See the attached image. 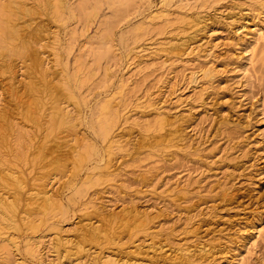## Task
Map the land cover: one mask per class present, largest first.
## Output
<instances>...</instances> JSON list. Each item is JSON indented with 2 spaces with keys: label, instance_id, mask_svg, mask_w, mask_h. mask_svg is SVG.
Instances as JSON below:
<instances>
[{
  "label": "rangeland",
  "instance_id": "374dc122",
  "mask_svg": "<svg viewBox=\"0 0 264 264\" xmlns=\"http://www.w3.org/2000/svg\"><path fill=\"white\" fill-rule=\"evenodd\" d=\"M21 1L32 10L15 19L19 31L24 26L19 39L42 59L41 69L31 71L16 58L10 73L0 71V117L12 119L27 138L22 145L13 126L9 143H0V170L21 171L25 180L20 251L11 247L5 264L20 258L25 264H95L97 257H130L131 264H148L150 257L160 264H264V39L258 38L264 35V0H66L59 19L50 14L49 0ZM36 76L49 77L45 81L60 92L53 101L45 97L46 113L58 102L78 117L72 132L50 134L43 120L36 128L23 119L22 82ZM67 77L68 89L61 85ZM111 94L121 115L103 140L88 124ZM157 117L165 121L160 135L145 129ZM85 143L97 154L78 164L73 158L84 153ZM97 177L83 188L84 179ZM42 187L60 199L65 214L31 229L28 223L38 221L33 196ZM136 215L142 223L128 228L139 224ZM89 222L105 228L110 242L93 244L91 258L59 257L55 237L70 246ZM27 238L37 241V252L24 253Z\"/></svg>",
  "mask_w": 264,
  "mask_h": 264
},
{
  "label": "bare ground",
  "instance_id": "6f19581e",
  "mask_svg": "<svg viewBox=\"0 0 264 264\" xmlns=\"http://www.w3.org/2000/svg\"><path fill=\"white\" fill-rule=\"evenodd\" d=\"M6 1V0H5ZM124 1V0H123ZM128 1V0H127ZM2 2V1H1ZM4 2V1H3ZM0 4V71L2 72H9L12 71V67H14V61L15 59H19L21 64H22V67L23 66H26L27 69L33 71L36 67H38V60L40 61V59H42L41 57L39 56H36V48L34 49L33 46L31 47L28 42H25L26 38L24 39V41H20L19 39V36L18 34H21V29L24 28L23 24H22V28H20V31H19V27H18V24L15 22V19L18 18V16L21 14H23V12H30L32 9L29 8V6L27 7L26 6V3H24L23 1L21 0H10V1H6L7 4ZM43 2V0H42ZM48 2V1H47ZM5 3V2H4ZM40 4V3H39ZM45 4V3H43ZM65 4H66V0H49V10L51 9L52 12H50V14L52 13V15L54 17H56L57 19L60 18V16L62 15V13H64V9H65ZM129 4V1L128 3ZM44 7V6H43ZM42 7V8H43ZM46 7V6H45ZM46 10V9H44ZM97 11V10H96ZM34 11H32L31 13H33ZM38 12V10H37ZM45 12V11H44ZM94 12V11H93ZM36 13V11H35ZM96 13V12H94ZM154 13V12H153ZM156 14V13H155ZM30 15V14H29ZM38 15V14H36ZM161 15V14H160ZM23 16V15H22ZM52 16V17H53ZM93 16V15H91ZM5 19V21L3 20ZM21 19V18H20ZM154 20V19H153ZM60 21V20H59ZM173 21V20H172ZM15 22V23H14ZM176 22V21H175ZM194 22V21H193ZM17 24V25H16ZM164 25V23H163ZM194 26V25H193ZM21 27V26H20ZM195 27V26H194ZM138 29V28H137ZM141 29V27L139 28ZM35 30V29H34ZM37 30V29H36ZM40 30V29H39ZM24 32V30H22ZM20 32V33H19ZM159 32V31H158ZM35 32H32V35H35L34 34ZM56 34V33H55ZM23 35V34H21ZM30 35V34H29ZM43 35V34H42ZM55 36V35H54ZM29 37V36H28ZM191 37V36H190ZM264 35L261 34L259 35V43H262L260 41V38L261 40L264 39L263 38ZM31 37H29L30 39ZM33 38V36H32ZM31 38V39H32ZM140 38V37H139ZM30 39V41H31ZM57 39V38H55ZM28 41V40H27ZM178 41V40H177ZM176 41V42H177ZM36 42V41H35ZM32 43V42H31ZM183 43V42H182ZM255 43V42H254ZM257 43V42H256ZM256 43L254 45H256ZM34 44V43H32ZM174 44V43H173ZM136 45V44H135ZM161 45V44H160ZM253 45V46H254ZM261 46V44H260ZM107 48V47H106ZM260 48V47H259ZM262 50L264 52V40H263V43H262ZM108 49V48H107ZM254 49V48H253ZM256 49V48H255ZM255 49H254V52H255ZM36 50V51H35ZM256 50H259L258 47ZM111 52V51H110ZM169 52V51H167ZM174 52V50H173ZM176 52V51H175ZM253 52V51H252ZM262 52V53H263ZM102 53V52H101ZM179 53V52H178ZM99 54V53H98ZM255 53H253L254 55ZM259 54V53H258ZM257 54V55H258ZM38 55V54H37ZM100 55V54H99ZM98 55V56H99ZM252 55V56H253ZM264 55V54H262ZM260 55V56H262ZM102 56V55H101ZM40 59H38V58ZM100 57V56H99ZM257 57V56H256ZM254 57V58H256ZM259 58H263V57H259ZM96 60V59H95ZM98 60V59H97ZM259 60V59H258ZM41 64V63H39ZM43 64V63H42ZM41 64V65H42ZM46 67V66H45ZM26 69V70H27ZM36 69H41V68H36ZM45 69V68H42V70ZM25 72L27 73V70ZM76 70V69H75ZM44 71V70H43ZM50 71V70H49ZM24 72V71H23ZM45 72H46V69H45ZM12 73V72H11ZM29 73H32V72H29ZM35 73V71H34ZM33 73V75H34ZM43 73V72H41ZM49 73V72H48ZM203 73V72H202ZM205 73V72H204ZM27 76V74H25ZM36 75V74H35ZM38 75H39V72H38ZM43 75V74H42ZM29 76V75H28ZM14 77V76H13ZM17 77V76H16ZM46 77V76H45ZM29 78V77H27ZM49 78V77H48ZM48 78H44V79H39L37 76L34 78V79H30V80H27L26 84L25 82H22L24 83L25 86H22L23 87V90L24 91L23 93L26 95V102L25 103V107L24 105H22L24 108H20L21 110H23V112H21V110L19 111L20 113L23 114V119L26 121V123L28 124V121H29V124L32 123V125H36V128L38 126V124L40 123L41 120H43L45 126H44V129L51 134V132H53L55 129L57 132L59 129L58 128H65V131H67L66 129H68V131L72 132V130L75 129L76 125L78 124L77 121H78V117L77 116H72L68 111L64 110L62 107H60L59 104L55 103L53 106L51 103H49V105H51V111L49 113H46L48 112L47 111V108L49 109L50 107H47L46 108V112L44 111V101L45 100V97L46 99H53L55 98L54 95H56L57 93L59 94L60 92L57 91L56 93H54V88L55 86L53 87L52 84H49L47 81H48ZM70 77H67L65 78L63 84L61 83V85H63L62 87L68 89L69 87V82H68V79ZM10 79V78H9ZM45 79L47 81H45ZM51 79V78H50ZM53 79V78H52ZM55 79V78H54ZM19 80V79H18ZM24 80V79H23ZM25 80V81H26ZM62 80V79H61ZM9 81V80H7ZM21 81V80H20ZM19 81V82H20ZM63 81V80H62ZM82 82V81H81ZM80 82V83H81ZM124 82H126L125 79L121 80L120 81V89H122L124 87ZM21 83V82H20ZM19 83V84H20ZM59 83V82H57ZM56 84V83H55ZM23 85V84H22ZM83 85V84H82ZM123 86V87H122ZM82 87V86H81ZM118 87V88H119ZM21 89V88H19ZM63 88H61L62 90ZM118 89V91L120 90ZM56 90H58V88H56ZM55 90V91H56ZM21 91V92H22ZM118 91L116 94H118ZM62 92V91H61ZM68 93V96L71 97L72 93L70 94L69 90L67 91ZM64 93V92H62ZM61 93V94H62ZM113 96V97H111ZM54 97V98H53ZM24 99L23 97H20L19 95V101L20 99ZM68 98V97H67ZM72 98H74L72 96ZM115 98V94H111L110 97L108 98H105L104 100H102L98 106H96V114H94V117H93V120L90 122L89 121V124L88 126L90 127V129L97 135L99 136L100 138H102L103 140L107 139L108 136L111 134V131L113 130L114 126L116 125L117 121H118V118L119 117V102L120 101H116L113 99ZM66 99V98H65ZM116 99V98H115ZM23 100V101H25ZM56 100V99H55ZM54 100V101H55ZM60 100V99H59ZM76 100V99H75ZM57 101H58V97H57ZM63 101V100H62ZM60 102V101H59ZM20 103H22L20 101ZM24 103V102H23ZM22 103V104H23ZM47 104V103H46ZM19 105V103H18ZM21 107V105H19ZM48 106V105H46ZM63 106V105H62ZM150 106V105H149ZM148 107V106H147ZM95 108V107H94ZM68 109V108H67ZM122 111V110H121ZM7 112V111H6ZM76 112V110H75ZM4 113V112H3ZM77 114V113H76ZM74 113V115H76ZM92 114V113H91ZM79 115V114H78ZM121 115V114H120ZM128 115V114H127ZM157 115V114H156ZM164 115V114H163ZM161 116V115H160ZM167 116V115H165ZM82 117V116H81ZM164 117V116H163ZM168 117V116H167ZM81 119V118H79ZM91 119V118H90ZM125 119V118H124ZM127 119V118H126ZM166 120V119H165ZM169 120V119H168ZM12 121V119H11ZM10 121V119H8V117H6L5 115L1 116L0 117V143H4L5 144V140H7V138L9 139L10 137H8L11 133H9L8 135V132H11L10 130H12L13 128L16 129V126L13 124V127L12 126V122ZM81 121V120H80ZM84 121V120H83ZM134 121V120H132ZM170 121V120H169ZM168 121V122H169ZM167 122V124H168ZM146 124V122H145ZM171 125V124H169ZM42 126V125H41ZM165 121H164V118L162 117H157L155 118L154 120L152 119V122L150 121L149 123L146 124V127L145 129L149 130L150 132V129H152L155 133L157 132H162V130L165 128ZM175 126V125H174ZM13 127V128H12ZM20 129H23V128H20ZM170 129V128H169ZM168 129V130H169ZM42 130V129H41ZM14 131V129H13ZM44 131V130H43ZM63 131V130H62ZM181 131V130H180ZM42 132V131H41ZM165 132V130H164ZM162 132V133H164ZM167 132V131H166ZM171 132V131H170ZM26 133V132H25ZM46 133V132H45ZM47 133V134H48ZM156 133V135H158ZM161 133V137L163 136V134ZM169 132H167L166 134L168 135ZM177 133V131L175 132ZM174 133V134H175ZM15 135L18 139L19 137L22 138V140L24 141H20L21 144L23 145L25 140V135H24V132H21V130H19L18 128L16 129V132H15ZM53 134V133H52ZM65 134V133H64ZM83 134V133H81ZM160 135V134H159ZM165 135V134H164ZM178 135V134H177ZM46 136V135H45ZM48 136V135H47ZM50 136V135H49ZM69 136V135H68ZM118 136V135H117ZM180 136V134H179ZM81 137V136H80ZM167 138V136H165ZM163 136V138H165ZM145 138V137H144ZM153 138V137H152ZM156 137H154V140ZM169 140H170V137H168ZM168 138L166 140H168ZM47 139V138H46ZM85 139V138H83ZM116 139V138H115ZM21 140V139H20ZM80 140V139H79ZM111 140V139H110ZM5 141V142H4ZM8 143L10 140H7ZM50 141V140H49ZM85 141V140H84ZM115 141V140H114ZM117 141V140H116ZM120 141V140H119ZM149 141V140H147ZM153 141V140H152ZM161 141V140H160ZM163 141V142H162ZM161 142L164 143L165 140H162ZM18 142V141H17ZM51 142V141H50ZM62 142V141H61ZM110 144L113 143V140L109 141ZM121 142V141H120ZM154 142H157V141H154ZM12 143V142H11ZM14 143V142H13ZM29 143V142H28ZM77 143V142H76ZM143 143V142H142ZM145 143V142H144ZM75 144V143H74ZM79 144V143H78ZM81 144V143H80ZM108 144V142H107ZM115 144V143H114ZM157 144V143H156ZM155 144V145H156ZM165 144V143H164ZM169 144V143H168ZM176 144V143H175ZM26 145V143L24 144ZM85 145L84 147V155L83 154H78L75 156V158H73V160L77 161L78 164H82V160L84 159V157L87 155V156H90V155H95L97 154V150L96 148L90 144V143H85L83 144V146ZM118 145V144H117ZM1 146V145H0ZM11 146V144H10ZM111 146V145H110ZM109 146V148H110ZM147 146V145H146ZM145 146V147H146ZM171 146V145H170ZM7 147V146H6ZM49 147V146H48ZM72 147V146H71ZM112 147V146H111ZM142 147V146H141ZM156 147V146H155ZM167 147V146H166ZM16 148V147H15ZM26 148V147H25ZM40 148V147H39ZM113 148V147H112ZM111 148V149H112ZM119 148V147H118ZM1 149V148H0ZM8 149V147H7ZM48 149V148H47ZM68 149V148H67ZM76 149V148H75ZM83 149V148H82ZM110 149V150H111ZM123 149V148H122ZM163 149V148H162ZM166 149V148H165ZM174 149V148H173ZM177 149V148H176ZM10 150H13V149H10ZM58 150V149H57ZM107 150V149H106ZM159 150V149H158ZM161 150V149H160ZM4 151V150H3ZM39 151V150H38ZM37 151V152H38ZM155 151V150H154ZM9 152V151H8ZM16 152V151H14ZM18 152V151H17ZM36 152V154H37ZM40 153V152H39ZM43 153V152H42ZM0 154H2L0 152ZM58 154V153H57ZM44 155V154H43ZM48 155V154H47ZM5 156V155H4ZM16 156V155H15ZM18 156V155H17ZM45 156V155H44ZM109 156V155H108ZM103 157V156H102ZM3 158V157H2ZM15 158V157H14ZM62 158V157H61ZM87 158V157H85ZM106 158V157H105ZM65 159V158H63ZM89 160V159H88ZM56 161V160H55ZM55 161H52L53 164ZM89 162V161H88ZM58 163V162H57ZM63 163V162H62ZM76 163V162H75ZM52 165V164H51ZM50 165V166H51ZM60 165V164H59ZM64 165V164H63ZM74 166V165H73ZM1 167V166H0ZM57 167V166H56ZM80 167V166H79ZM2 168V167H1ZM74 168V167H73ZM77 168V167H76ZM81 169V167H80ZM109 169V168H108ZM41 170V168H40ZM55 170V169H54ZM102 170V169H101ZM21 172V171H20ZM18 172V171H13V170H10V169H1L0 170V187H3V189L0 190V257L2 260H0V262L2 263H7L9 261V257L12 252V248H14L15 250H17L18 252L20 251V246H19V243H20V236H18V232L22 229V226H23V223L20 222V220H22L21 218H19L20 220H18V212H19V203H20V199H21V193L22 191H24V177L22 176V174ZM50 174V173H49ZM37 177V176H36ZM41 177V176H40ZM39 177V179H40ZM45 177V176H44ZM99 177H102V176H99ZM96 178V177H95ZM103 178V177H102ZM100 178L97 177V179H91V178H86L83 180L82 184L84 185L83 188H85V186H89V185H92V184H95ZM44 180V179H43ZM109 180V179H108ZM42 181V179H41ZM110 181V180H109ZM33 182H36V181H33ZM36 184V183H35ZM38 185V184H37ZM36 185V186H37ZM45 185V184H44ZM43 184H41V186H44ZM75 185V184H74ZM38 187V186H37ZM46 187V186H44ZM44 187L38 189L33 196L34 200H33V204L35 203V207L32 209L37 212L35 213L37 215V219L38 221L37 222H29L28 225L29 227L28 228H31V229H36V227H38V225L40 223L43 222V220H47V219H50V217L52 216H55L56 214L59 215V216H63V214H65V209L63 207V204L62 202L58 201L57 198H55L52 194L48 193V189L46 190ZM35 188V187H34ZM82 187L80 188H77L75 191L77 192V194H81L83 192V189ZM83 189V190H82ZM33 190V189H32ZM50 190V189H49ZM55 193V192H54ZM57 194V193H56ZM76 194V193H75ZM32 196V195H31ZM80 197V196H79ZM32 198V197H31ZM30 199V198H29ZM28 199V200H29ZM27 200V202H28ZM32 200V199H31ZM30 201V200H29ZM26 202V203H27ZM25 203V204H26ZM30 203V202H29ZM28 203V204H29ZM32 205V204H31ZM34 206V205H32ZM32 208V207H31ZM29 208V209H31ZM90 208V207H89ZM27 211V210H26ZM34 212V211H33ZM31 211V213L29 212V215L33 213ZM23 214V213H22ZM28 214V213H26ZM33 215V214H32ZM56 215V216H57ZM121 215V214H120ZM131 215V214H130ZM133 215V214H132ZM27 216V215H26ZM91 216V215H90ZM119 216V215H118ZM120 217V216H119ZM122 217V216H121ZM136 218L138 217V215L136 216H133L132 218ZM23 218V217H22ZM127 218V217H126ZM129 219V220H133V219ZM24 219V218H23ZM28 219V218H27ZM89 219V218H88ZM137 219V218H136ZM44 220V221H45ZM93 220V219H92ZM111 220V219H110ZM113 220V219H112ZM117 220V219H116ZM122 220V219H121ZM120 220V221H121ZM124 220V218H123ZM126 220V219H125ZM124 220V222H125ZM147 220V219H145ZM144 220V221H145ZM23 221V220H22ZM25 221V220H24ZM82 221V220H80ZM103 220H101L102 222ZM106 221V220H105ZM137 222H139V224L137 223H133V224H129V226L127 225V222H129L127 220L126 222V225L129 227H132L134 229L135 226L137 227V225H140L142 222L141 219H137L136 220ZM149 221V220H148ZM47 222V221H46ZM49 222V221H48ZM100 222V221H99ZM123 222V221H122ZM132 222H135V220H133ZM26 223V222H25ZM83 224V222H82ZM87 224V223H86ZM111 224V223H110ZM125 224V223H124ZM48 225V224H47ZM108 225V224H107ZM143 225V224H142ZM141 225V226H142ZM148 225V224H147ZM26 226V225H25ZM78 226V225H77ZM114 226V225H113ZM116 226V225H115ZM24 227V226H23ZM82 227V226H81ZM146 227V226H145ZM80 228V227H79ZM127 228V227H126ZM85 232L82 231V233L79 234V240L82 242H79V240H75V242L71 245V243L69 244L70 246H68L67 244H64V242L62 243V240L60 239H57L58 237H55L56 238V241L54 240V246L57 248V252L60 253L61 251L63 252L62 254L63 255H60L59 257H63L64 260H77V259H80V258H83V257H89L91 258L90 256H92V253L93 252H90L89 250L92 248L93 244H99L100 242H102L103 240L105 239H108L109 241V238H107L109 234V232L107 233L106 229L105 228H101V226L99 225V223L97 224H94L92 222H89L86 227L84 228ZM113 230L115 228H112ZM120 229V228H118ZM122 229V228H121ZM141 230V229H140ZM36 231V230H35ZM119 231V230H118ZM136 231V230H135ZM21 232V231H20ZM126 232V231H125ZM141 232V231H140ZM135 233V232H134ZM132 232V234H134ZM17 234V235H16ZM22 234V233H21ZM112 234V233H111ZM118 234V233H117ZM131 234V233H130ZM121 235V234H120ZM128 235V234H127ZM60 236V235H59ZM76 236V235H75ZM116 236V235H115ZM114 236V237H115ZM65 237V236H64ZM110 237V236H109ZM20 238V239H19ZM23 238V237H22ZM60 238V237H59ZM74 238V237H73ZM72 238V239H73ZM117 238V237H115ZM120 238V237H119ZM30 238H27V240L25 241V246L23 248L25 249H22L24 250V253L25 251H27V253H35L37 252V249H36V244H37V241H32L30 242V240H28ZM33 240V239H32ZM70 240V239H69ZM68 240V241H69ZM114 240V239H113ZM29 241V242H27ZM64 241V240H63ZM67 241V242H68ZM85 241L89 242V246H86L85 244ZM112 241V239H111ZM66 242V241H65ZM70 242V241H69ZM73 242V241H72ZM110 242V241H109ZM114 242V241H113ZM105 243V242H104ZM108 243V242H106ZM103 244V243H102ZM105 245V244H104ZM101 246V245H100ZM98 247V246H97ZM102 247V246H101ZM206 247V246H205ZM96 248V247H95ZM159 248V247H158ZM169 248V247H168ZM202 248V247H201ZM206 249V248H205ZM161 250V249H160ZM199 250V249H198ZM204 250V248L202 249ZM162 251V250H161ZM172 251V250H171ZM210 251V250H209ZM15 252V251H14ZM39 252V251H38ZM201 252V250H200ZM200 252L197 254L198 257L200 256ZM203 252V251H202ZM201 252V253H202ZM206 252V251H205ZM97 253V252H95ZM99 253V252H98ZM127 253V252H126ZM189 253V251H188ZM186 253V255L188 254ZM193 253V252H191ZM17 254V253H16ZM61 254V253H60ZM203 254V253H202ZM201 254V255H202ZM210 254V253H209ZM25 255V254H24ZM35 255V254H34ZM94 255V254H93ZM162 255V254H161ZM176 255V254H175ZM174 255V256H175ZM180 255V254H179ZM191 255V254H190ZM33 256V255H32ZM105 256V255H104ZM159 256V255H158ZM189 256V254H188ZM188 256H184V257H181V260H183L185 263L188 261ZM205 256V254H204ZM204 256L201 258H204ZM31 257V256H30ZM41 257V256H40ZM127 257V255H126ZM167 257V256H166ZM191 257V256H190ZM197 257V256H196ZM85 258V259H86ZM130 257H128L129 259ZM136 259V256L134 257ZM194 258V257H193ZM59 259V258H58ZM98 262L95 263V264H131L132 262H135L132 260L131 263L128 262V259L127 261L126 260H116L115 258H111V257H100L98 258L97 257ZM132 259V258H130ZM143 259H146L145 257ZM152 257L149 258V263L148 264H160L156 261H151ZM166 259V258H165ZM191 259V258H190ZM200 259V258H198ZM12 260V259H11ZM25 259L23 258H20V261L17 263V264H25ZM42 260V259H41ZM62 260V259H61ZM83 260V259H82ZM96 260V259H95ZM137 260V259H136ZM163 260V259H162ZM173 260V259H172ZM171 260V261H172ZM203 260V259H202ZM201 260V261H202ZM138 261V260H137ZM142 261V260H141ZM140 261V263H142ZM147 261V260H146ZM145 261V263H146ZM159 261V260H157ZM178 261V260H177ZM200 261V262H201ZM204 261V260H203ZM10 262V261H9ZM63 262L65 261H49L48 263H45V264H63ZM68 262V261H67ZM85 262V261H84ZM128 262V263H127ZM164 262V261H162ZM175 262V261H174ZM189 262V261H188ZM187 262V264H188ZM195 262V261H194ZM41 263V262H40ZM66 263V262H65ZM139 263V262H138ZM137 263V264H138ZM173 263V262H172ZM176 263V262H175ZM173 263V264H175ZM191 263V262H190ZM189 263V264H190ZM197 263V262H195ZM208 263V262H207ZM15 264V263H14ZM74 264V263H73ZM80 264V263H79ZM83 264V263H82ZM85 264V263H84ZM136 264V263H134ZM163 264V263H162ZM177 264V263H176Z\"/></svg>",
  "mask_w": 264,
  "mask_h": 264
}]
</instances>
